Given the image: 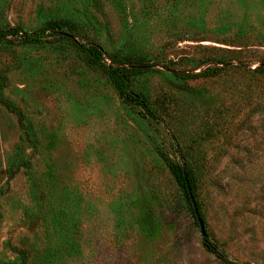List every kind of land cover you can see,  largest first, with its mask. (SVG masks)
I'll list each match as a JSON object with an SVG mask.
<instances>
[{"label":"rangeland","instance_id":"374dc122","mask_svg":"<svg viewBox=\"0 0 264 264\" xmlns=\"http://www.w3.org/2000/svg\"><path fill=\"white\" fill-rule=\"evenodd\" d=\"M50 18L151 63L134 87L170 130L70 41L2 42L3 94L25 128L0 103V264H224L167 166L171 133L196 149L212 237L264 264V0H0V26ZM216 59L219 75H196Z\"/></svg>","mask_w":264,"mask_h":264},{"label":"trees","instance_id":"16d2710c","mask_svg":"<svg viewBox=\"0 0 264 264\" xmlns=\"http://www.w3.org/2000/svg\"><path fill=\"white\" fill-rule=\"evenodd\" d=\"M62 39L70 41L90 66H93L106 76L124 102L139 106L146 115L163 123L164 126L170 130L169 123L149 105L143 94L134 87L135 79L146 73L151 67V63L142 55L108 51L97 40L89 37L80 25L68 18H50L34 29H26L20 25L0 26V44L4 41H11L16 44H39ZM207 63L209 65H207L203 71L196 74L197 76L208 77L219 75L223 66L226 64L222 59H216L215 61L210 60L207 61ZM175 72H177L179 76H187L186 73H181V71ZM0 103L9 112L15 114L18 124L22 128H25V115L23 110L20 106L5 98L3 94V81L1 80V75ZM25 134L28 136V132L25 131ZM171 135L175 143L174 151L176 154V161H169L167 166L177 184L180 186L186 207L194 224L199 229L197 217L187 191L186 181L191 188L197 209L206 229L205 235H202L199 229L203 246L224 264H245L232 259L225 248L210 234L207 225V215L203 212V205L196 194V186L198 183L197 170L200 169L199 159L196 156V149L193 146L184 145L175 133H171ZM48 137L49 144H53L54 138L52 133L49 134ZM137 220L143 230L151 232L155 229V220L149 211L143 209L139 212Z\"/></svg>","mask_w":264,"mask_h":264},{"label":"water","instance_id":"95a60500","mask_svg":"<svg viewBox=\"0 0 264 264\" xmlns=\"http://www.w3.org/2000/svg\"><path fill=\"white\" fill-rule=\"evenodd\" d=\"M186 186H187V191H188L191 203H192L193 208H194L195 215L197 217V221H198V224H199V229H200L202 235H205L206 234V229H205V226H204V222H203V220L200 217L199 211H198L197 206H196L195 198H194V196L192 194L191 188H190V186H189L187 181H186Z\"/></svg>","mask_w":264,"mask_h":264}]
</instances>
